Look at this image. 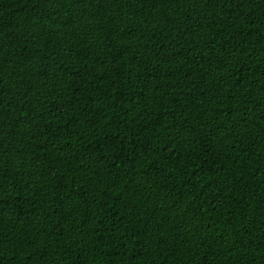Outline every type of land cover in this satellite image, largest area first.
<instances>
[{
	"label": "trees",
	"instance_id": "1",
	"mask_svg": "<svg viewBox=\"0 0 264 264\" xmlns=\"http://www.w3.org/2000/svg\"><path fill=\"white\" fill-rule=\"evenodd\" d=\"M0 264H264V0H0Z\"/></svg>",
	"mask_w": 264,
	"mask_h": 264
}]
</instances>
